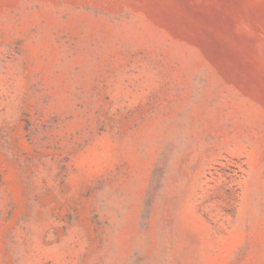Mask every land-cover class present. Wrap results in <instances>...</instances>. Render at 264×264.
<instances>
[{
    "label": "rangeland",
    "instance_id": "rangeland-1",
    "mask_svg": "<svg viewBox=\"0 0 264 264\" xmlns=\"http://www.w3.org/2000/svg\"><path fill=\"white\" fill-rule=\"evenodd\" d=\"M0 264H264V0H0Z\"/></svg>",
    "mask_w": 264,
    "mask_h": 264
}]
</instances>
